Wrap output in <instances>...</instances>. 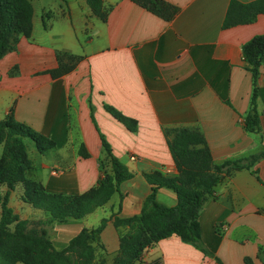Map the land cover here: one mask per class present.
Returning <instances> with one entry per match:
<instances>
[{
    "label": "crops",
    "instance_id": "0c3cea01",
    "mask_svg": "<svg viewBox=\"0 0 264 264\" xmlns=\"http://www.w3.org/2000/svg\"><path fill=\"white\" fill-rule=\"evenodd\" d=\"M161 1L176 8L169 20L131 0H102L103 22L87 0H32L33 31L0 59V120L12 114L54 144L39 154L32 140L23 139L32 142H25L28 179L63 195L94 189L112 171L100 135L134 174L105 206L64 222L21 199V184L10 192L14 214L47 230L59 251L82 229L107 219L93 244L95 264H114L128 229L115 228L113 218L141 212L152 193L145 175H179L167 132L199 130L215 165L264 150V61L256 81L260 124L248 133L254 82L241 51L264 33V14L225 27L233 0ZM59 54L76 59L69 72L52 76ZM105 105L135 120L136 129L129 132ZM82 146L87 157L79 154ZM206 199L198 215L202 249L172 235L146 248L135 264H264V158L249 170L223 173ZM155 200L178 203L166 186L156 189Z\"/></svg>",
    "mask_w": 264,
    "mask_h": 264
},
{
    "label": "trees",
    "instance_id": "16d2710c",
    "mask_svg": "<svg viewBox=\"0 0 264 264\" xmlns=\"http://www.w3.org/2000/svg\"><path fill=\"white\" fill-rule=\"evenodd\" d=\"M131 1L165 20H169L176 12L175 7L161 0ZM31 2L0 0V59L15 49L21 36L28 37L33 31ZM87 4L93 14L104 22L107 11H103L102 0H87ZM257 14H264V0H256L250 4L233 0L223 23L225 27L250 24ZM241 51L254 82L251 112L245 124L246 131L251 133L256 132L260 124L256 109L260 89L256 81L264 61V33L253 36L242 46ZM58 58L59 66L50 71L52 76L69 72L76 59L63 54H59ZM105 109L129 132L136 129L135 120L109 105H105ZM167 135L179 175L167 177L146 174L152 193L146 197L141 212L128 219H119L116 216L113 218L115 228L128 229L126 234L120 235L114 264H135L146 248L172 235L202 249V229L198 215L207 196L213 194L223 173L230 170H249L255 161L264 158V150H261L241 159H228L215 165L208 143L199 130L177 129L167 132ZM24 138L35 143L39 154H44L54 146L52 140L16 121L12 114L5 120H0V145L3 144L0 156V188L7 189L4 194H0V264H95L93 244L104 231L107 219L104 218L93 230L82 229L59 251L53 246L47 230L30 228L29 220H22L18 214H14L9 207L10 192L17 184H21V199L30 203L34 209L49 214L52 220L64 222L82 218L105 206L113 193L118 191L119 185L132 179L134 174L120 163L107 140L100 135V141L110 159L111 173H106L94 189L83 194L63 195L49 192L26 176L31 162L27 158ZM84 150L83 146L79 150L81 157L88 156ZM163 186L173 189L178 199L177 205H161L155 200L156 189Z\"/></svg>",
    "mask_w": 264,
    "mask_h": 264
},
{
    "label": "rangeland",
    "instance_id": "374dc122",
    "mask_svg": "<svg viewBox=\"0 0 264 264\" xmlns=\"http://www.w3.org/2000/svg\"><path fill=\"white\" fill-rule=\"evenodd\" d=\"M32 1V0H31ZM51 1H53V0H51ZM25 142L27 143V145H31L32 144V142L30 141V140H28V139H25ZM30 228H37V229H40L39 227H38V224L37 223H31V227Z\"/></svg>",
    "mask_w": 264,
    "mask_h": 264
},
{
    "label": "built area",
    "instance_id": "2783aa9c",
    "mask_svg": "<svg viewBox=\"0 0 264 264\" xmlns=\"http://www.w3.org/2000/svg\"><path fill=\"white\" fill-rule=\"evenodd\" d=\"M134 158V157H133ZM133 158H131L133 160Z\"/></svg>",
    "mask_w": 264,
    "mask_h": 264
}]
</instances>
